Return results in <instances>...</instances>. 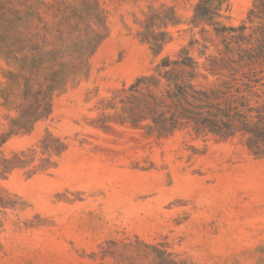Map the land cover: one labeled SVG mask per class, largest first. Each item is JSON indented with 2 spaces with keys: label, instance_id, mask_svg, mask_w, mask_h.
<instances>
[{
  "label": "rangeland",
  "instance_id": "obj_1",
  "mask_svg": "<svg viewBox=\"0 0 264 264\" xmlns=\"http://www.w3.org/2000/svg\"><path fill=\"white\" fill-rule=\"evenodd\" d=\"M197 2L0 0V264H264V156L240 135L150 132L129 91L164 58L192 59L166 70L206 93L264 78Z\"/></svg>",
  "mask_w": 264,
  "mask_h": 264
},
{
  "label": "trees",
  "instance_id": "obj_2",
  "mask_svg": "<svg viewBox=\"0 0 264 264\" xmlns=\"http://www.w3.org/2000/svg\"><path fill=\"white\" fill-rule=\"evenodd\" d=\"M225 3L226 0H198L193 20L211 26L216 36L222 39L225 52L236 54L238 62L264 58V0L253 1L246 19L238 27H226L219 22ZM245 31L249 33L245 34ZM185 53L183 50L180 52ZM170 65L194 68L195 63L188 57L174 61L164 58L155 68L156 76L140 77L129 88L131 93L144 92L151 101L144 107L153 123L148 127L150 132L159 136L169 135L181 127L191 126L196 134H210L223 139L240 135L250 152L264 156V105L258 103L261 95L253 92V89L261 87L264 96V83H261L264 78H247L242 90L206 93L171 75L166 70ZM155 94L168 104L157 102ZM225 95L229 96L228 99L221 104L215 103ZM249 97L257 98V106L250 105ZM132 98L136 100L134 96ZM135 122L139 120H133Z\"/></svg>",
  "mask_w": 264,
  "mask_h": 264
}]
</instances>
